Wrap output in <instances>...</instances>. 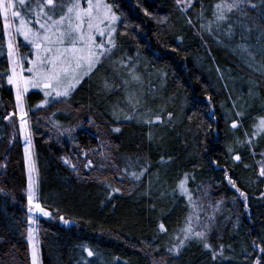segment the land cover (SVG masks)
<instances>
[{
  "label": "trees",
  "instance_id": "obj_1",
  "mask_svg": "<svg viewBox=\"0 0 264 264\" xmlns=\"http://www.w3.org/2000/svg\"><path fill=\"white\" fill-rule=\"evenodd\" d=\"M183 1L106 0L120 17L112 70L68 97L26 96L50 214L36 216L42 264H264V62L247 58L264 46V12L237 11L251 17L240 25L250 39L232 13L216 19L221 0H192L186 13ZM2 23L0 264H31L23 146L4 119L15 98ZM17 44L23 57L29 46ZM189 219L194 231L209 225L204 240L184 239Z\"/></svg>",
  "mask_w": 264,
  "mask_h": 264
},
{
  "label": "snow or ice",
  "instance_id": "obj_2",
  "mask_svg": "<svg viewBox=\"0 0 264 264\" xmlns=\"http://www.w3.org/2000/svg\"><path fill=\"white\" fill-rule=\"evenodd\" d=\"M177 3H180V0H177ZM256 7L257 5L250 3V0H221V3L215 5L216 12L214 15L218 21H226L228 13L240 11L244 14L248 8L255 9ZM58 9L61 14L57 19L55 16ZM25 14L34 15L35 20L26 19ZM0 19L3 22L5 35L9 36L7 46L11 67L10 74L7 76V83L13 85L16 89V107L20 122L19 131L27 144L30 145L31 134L28 129V122L25 119L27 112L23 107L24 93L28 91L29 87H33L42 88L45 90L44 95L53 99L68 97L75 86L80 83L82 77L99 64L102 57L107 58V54L111 52V48L106 47L104 40L97 41V35L99 37L107 36V44L113 48L116 46L113 35L117 31L115 25L120 17L113 13L111 5L104 3L103 0H84L83 3L82 0H71L68 4H64L60 0H35L34 6L32 0H0ZM42 19L43 22H41ZM15 20L19 21L18 25L13 24ZM32 23L39 25V30H34L30 26ZM13 27H15L16 34L22 35L24 40L36 49V58L28 61L30 66L26 69L21 60L13 59L16 55L11 31ZM66 43L67 47L64 46ZM24 71L31 75L24 76ZM133 79L139 78L133 76ZM44 103H48V101L46 100ZM137 103H139L138 100ZM14 115L16 113H10L4 119L12 121ZM171 115V113H168L169 119ZM160 121L161 117L157 116L156 120L152 122ZM232 127L236 128L237 124L233 122ZM257 127L264 132V118L259 121ZM114 131L118 132L119 129ZM25 153L26 155L28 153L27 147ZM234 159L239 161L241 157L236 155ZM89 164H91V161H89ZM259 175L264 177V167H261ZM133 176L139 179V176L135 173H133ZM229 183L235 187V183L231 179H229ZM180 188L181 191H184L183 181ZM240 195L243 196L244 194L240 193ZM34 196V185L30 176L28 211L31 214L35 210L36 213L42 216H49V212L39 202L34 201ZM28 220L29 224L35 222L32 215H29ZM186 223L189 226L183 230L185 240L192 238L205 239L206 232L209 230L208 224L203 226L204 230L194 231L191 227V220L189 219ZM159 228L162 232L167 231L163 223L159 225ZM28 240L31 247V264H39V252L32 243L31 228L28 231ZM183 242H180L181 245ZM204 247L210 248L211 246L205 243ZM85 251H87L89 257L93 256L91 250L85 249ZM259 251L264 253V247H260ZM215 258L214 255L213 259ZM256 264H261L259 259Z\"/></svg>",
  "mask_w": 264,
  "mask_h": 264
},
{
  "label": "rangeland",
  "instance_id": "obj_3",
  "mask_svg": "<svg viewBox=\"0 0 264 264\" xmlns=\"http://www.w3.org/2000/svg\"><path fill=\"white\" fill-rule=\"evenodd\" d=\"M60 2H62L64 4H68V3L71 2V0H60ZM83 2H84V0H82V3ZM103 2L104 3H107L106 0H103ZM250 3H254V4L257 5V7L255 9H253L254 11L258 12L259 14H261L262 12H264V0H250ZM32 4H33V6L35 5V0H32ZM192 4H193L192 0H184L180 4L181 5V10L184 13L188 12V10H190L192 8ZM20 10L22 12H24V10H22V9H20ZM64 11H66V9H64ZM60 14H61V12L58 9L55 18L58 19ZM232 14H233L232 17L234 19V24H235L233 29L235 30V32L237 33V35H242V37H243L244 34H245V36H249L250 39H251L253 36L251 34L248 35L246 32L245 33L242 32V30L240 28V25L242 23H244V22H248V23L250 22L251 23V20L249 19L251 17L250 16L249 17L246 16V18L243 19L242 14L238 13L237 11H233ZM25 15H26V19L31 20V21H34L35 20V16L34 15H28V14H25ZM227 20H229V18ZM41 22H43V19L41 20ZM118 22L115 25L116 28H117ZM18 23H19L18 20L13 21V24L14 25H18ZM30 26L33 27L34 30H39V25H37L35 23H32ZM233 29H232V32L231 33H233ZM11 31H12V38L14 39V47H15V51H16V55L13 57V59H19V60H21V62L24 64V67L26 69L27 67L30 66L28 64V61L29 60H34L36 58V49L30 43H28L27 41H25L22 35H18V34L15 33V27H13V29ZM40 31H42V30H40ZM4 36H5L6 47H7V50H8V46L7 45H8L9 36H6L5 33H4ZM107 39H108L107 36H105V37H99L97 35V41L99 42L100 40H104L105 41V44H106V47L111 48V52L109 54H107V58L102 57L101 58V62L99 64H97L90 72H88L87 75H85V76L82 77L80 83L75 86V88L72 90V92L86 78L91 77L100 67H104L106 65L107 70H112V66L114 64V62H112V56L116 52V46L113 48L111 45H108L107 44ZM113 39L115 41V34L113 35ZM18 40H22V43L23 44L29 46V49L25 51V55H23L24 58L20 55L19 47H18V44H17V41ZM115 45H116V43H115ZM64 46L67 47L68 46L67 43ZM247 55H248L247 58L250 60V62L252 63V65L253 66H257L258 63L260 64L261 62H264V46L258 47V48L254 46L252 50L247 51ZM8 59H9V57H8ZM10 67H11V65H10V62H9V69H10ZM131 73H132V75H131V81L136 82L135 79H133V76L139 77V73H137V71L130 72V74ZM23 75L24 76H29L31 74L28 73L27 71H24ZM140 85H141L140 86L141 88H144L142 86V84H140ZM125 87L129 88L130 86H129V84H126ZM12 88H13V93H14V98H15V110L12 111V112H9L8 111V112L5 113V115L8 116L10 113H16V115H14L12 117V121H8L7 120V122H8V126L10 128V131L11 132H14V135L15 136L18 135L20 137V139H21V142H22L24 159H25V170H26V175H27V189H26L27 209H29V204H28V183H29V177L30 176H31V179H32V182H33V185H34V192H35L34 201H36V202H38V191H39V187H38V175H37L35 160H34V157H33V138H32V133H31V129H30L31 125L29 123V120H28V117L27 116L25 117V119L28 122V129H29V132L31 134V144L28 145L27 142L25 141L23 135L20 134V131H19L20 122H19V119H18L19 113H18V109L16 107V89H15V87L13 85H12ZM44 91L45 90H43L42 88H33V87H29L28 88V91L25 92L24 93V96H23V107H24V110L26 112H27V105H28L27 100H26V96H28L32 92H39V93H41L43 95V99L44 98H47V99L48 98H51V97H46L44 95ZM53 96H54V93H53ZM42 103H44V100L42 101ZM140 104H141V102L136 103V105L138 107H140ZM155 107H156V109H161V108H159V106L157 104H155ZM156 117H157V115L155 116V119H156ZM162 121H163V118L161 117V121L160 122H162ZM54 124L55 125H53V126H55L58 129L57 130L58 133L63 134V136L66 137V136H68L69 134L72 133V129L71 128H69V127L60 128V126H58L57 123H54ZM11 142H12V140H10V143ZM26 147L28 148L27 155L25 153V148ZM85 166H86V168H88L89 167V164H86ZM261 167H264V165H262ZM261 167H259V171H260ZM245 200L246 199H244V202H245ZM29 215H32V218L35 221L32 224H29V220H28ZM36 216H38V215L34 214L33 212L30 214L29 211H28V214H27L28 231H29L30 228L32 229V234H33V241H32V243L36 246V248H37V250L39 252V264H42L41 251H40V245H39V241H38V233H37V227H36L37 226V218H36ZM27 240H28V235H27ZM28 242H29V240H28ZM29 245H30V243H29ZM30 250H31V247H30Z\"/></svg>",
  "mask_w": 264,
  "mask_h": 264
},
{
  "label": "water",
  "instance_id": "obj_4",
  "mask_svg": "<svg viewBox=\"0 0 264 264\" xmlns=\"http://www.w3.org/2000/svg\"><path fill=\"white\" fill-rule=\"evenodd\" d=\"M33 213L36 214V215H38V216H42L39 213H36L35 210H33ZM43 217H46V216H43Z\"/></svg>",
  "mask_w": 264,
  "mask_h": 264
}]
</instances>
